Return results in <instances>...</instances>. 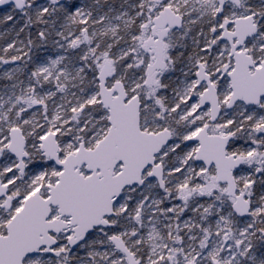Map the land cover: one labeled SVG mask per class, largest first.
<instances>
[{"label":"snow or ice","instance_id":"snow-or-ice-1","mask_svg":"<svg viewBox=\"0 0 264 264\" xmlns=\"http://www.w3.org/2000/svg\"><path fill=\"white\" fill-rule=\"evenodd\" d=\"M0 264H264V0H0Z\"/></svg>","mask_w":264,"mask_h":264}]
</instances>
